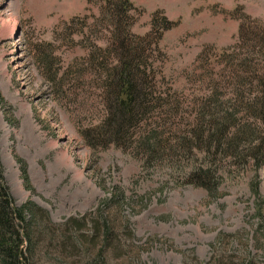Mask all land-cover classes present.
<instances>
[{
	"label": "rangeland",
	"instance_id": "obj_1",
	"mask_svg": "<svg viewBox=\"0 0 264 264\" xmlns=\"http://www.w3.org/2000/svg\"><path fill=\"white\" fill-rule=\"evenodd\" d=\"M115 1L0 0L14 206L46 211L54 235L86 218L72 240L42 238L36 264H264V157L249 156L262 127L246 112L264 78V0H128L123 32L144 49L149 95L121 139L103 126Z\"/></svg>",
	"mask_w": 264,
	"mask_h": 264
},
{
	"label": "trees",
	"instance_id": "obj_2",
	"mask_svg": "<svg viewBox=\"0 0 264 264\" xmlns=\"http://www.w3.org/2000/svg\"><path fill=\"white\" fill-rule=\"evenodd\" d=\"M107 9H110V11ZM104 10L111 14L112 20L110 23L113 24L115 32L113 38H110V43L112 47H115L118 61L107 75L114 96L111 101L110 115L103 126L112 128L111 136L114 139H121V136H126L127 131L138 123L146 110L149 94H146L148 87L145 89L146 79L144 73L146 72L147 59L143 47L140 44L129 43L127 35L123 32V25L128 22L126 14L131 10L128 0H117L114 3H108V6L103 7ZM155 22L153 21L154 29H156L155 24L157 23ZM257 44L261 46V49L264 48V38L258 41ZM245 47L247 45L243 44V46L237 48L244 51ZM244 82L248 85L249 90H253V82L250 78H247ZM257 82L258 93L246 104V112L250 116H254L262 127L260 136L256 139L258 144L250 150L251 154L249 156L253 157L254 160H257L259 156L264 157V78L257 79ZM240 93L239 87L235 88V94L238 96ZM25 173L23 170V177H25ZM206 175H209V173L201 172V175L195 176V179L200 187L209 189L206 184L208 180ZM84 219L86 220V218L81 221L68 219L64 225L58 228L59 231L57 230L55 234L60 235V238H55L46 211L31 202L20 208L14 206L0 163V264H36L37 254L39 253L38 245L41 244V241H44L42 238L52 237V239L62 241L69 238L72 240V237L68 236L70 229L74 228L76 231L84 229L86 227ZM108 232L109 230H107ZM75 240L83 241L81 236Z\"/></svg>",
	"mask_w": 264,
	"mask_h": 264
}]
</instances>
